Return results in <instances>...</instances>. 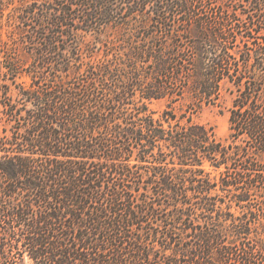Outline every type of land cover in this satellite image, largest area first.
<instances>
[{
  "label": "trees",
  "instance_id": "obj_1",
  "mask_svg": "<svg viewBox=\"0 0 264 264\" xmlns=\"http://www.w3.org/2000/svg\"><path fill=\"white\" fill-rule=\"evenodd\" d=\"M230 1L0 0V264H264V0Z\"/></svg>",
  "mask_w": 264,
  "mask_h": 264
},
{
  "label": "rangeland",
  "instance_id": "obj_2",
  "mask_svg": "<svg viewBox=\"0 0 264 264\" xmlns=\"http://www.w3.org/2000/svg\"><path fill=\"white\" fill-rule=\"evenodd\" d=\"M212 1L214 3H224L227 6L228 5L232 6L234 4V2L230 0H212ZM248 7L249 9L252 8L250 7V5H248ZM20 80H26L28 82L30 81V79L27 77ZM226 98H227V94L224 91V97L221 106L205 107L198 114L194 115L196 121L214 126L217 137L224 141L226 140L229 134V112L226 108L228 104ZM165 107H166V103L163 100L162 101L154 100L152 103H150V108L159 112H161ZM177 112H180L179 107L177 108ZM133 162H136V160H133ZM205 167L208 170H212L213 175L218 173V171L213 170V167L210 166L208 162L206 163ZM15 264H32V262L28 259V257L25 256L23 259L18 257Z\"/></svg>",
  "mask_w": 264,
  "mask_h": 264
}]
</instances>
